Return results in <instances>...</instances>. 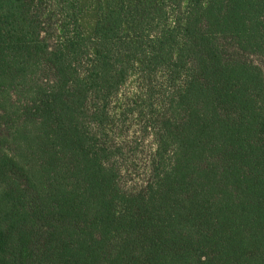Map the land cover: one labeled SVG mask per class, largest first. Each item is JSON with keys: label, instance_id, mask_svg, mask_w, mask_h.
Wrapping results in <instances>:
<instances>
[{"label": "trees", "instance_id": "1", "mask_svg": "<svg viewBox=\"0 0 264 264\" xmlns=\"http://www.w3.org/2000/svg\"><path fill=\"white\" fill-rule=\"evenodd\" d=\"M264 0H0V264H264Z\"/></svg>", "mask_w": 264, "mask_h": 264}, {"label": "rangeland", "instance_id": "2", "mask_svg": "<svg viewBox=\"0 0 264 264\" xmlns=\"http://www.w3.org/2000/svg\"><path fill=\"white\" fill-rule=\"evenodd\" d=\"M263 70H264V66H263Z\"/></svg>", "mask_w": 264, "mask_h": 264}]
</instances>
